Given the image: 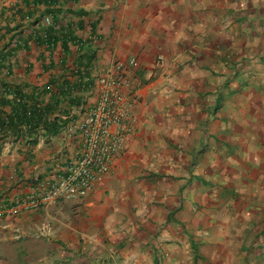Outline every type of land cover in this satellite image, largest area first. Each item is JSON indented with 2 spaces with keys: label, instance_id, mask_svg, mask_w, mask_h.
<instances>
[{
  "label": "crops",
  "instance_id": "1",
  "mask_svg": "<svg viewBox=\"0 0 264 264\" xmlns=\"http://www.w3.org/2000/svg\"><path fill=\"white\" fill-rule=\"evenodd\" d=\"M53 2L63 9L57 20L75 37L50 41L38 30L42 20H25L28 46L2 77L38 91L46 83L54 89L53 79L72 87L137 59L132 74L113 71L132 101L134 131L113 173L89 197L0 211V264H264V0ZM14 3L30 9L5 0L11 26L19 22ZM79 40L88 41V51ZM93 53L90 69L78 66ZM248 74L250 87L232 94L237 77ZM92 86L69 89L84 103L62 101L58 135L0 149V200L7 206L64 174L81 142L79 125L96 102ZM150 142L158 147H146ZM234 166L232 178L222 175ZM206 182L232 193L215 201L213 192H202ZM201 199L213 206L207 218Z\"/></svg>",
  "mask_w": 264,
  "mask_h": 264
},
{
  "label": "built area",
  "instance_id": "2",
  "mask_svg": "<svg viewBox=\"0 0 264 264\" xmlns=\"http://www.w3.org/2000/svg\"><path fill=\"white\" fill-rule=\"evenodd\" d=\"M45 22L51 24L52 17L48 15ZM163 63L164 56L159 55L157 65ZM137 67V59H132L128 63H117L115 70L128 75ZM115 70L95 77L90 90L96 95V102L79 125L81 142L66 164L64 174L56 179L40 181L27 192H21L14 206H7L0 200V211L6 209L9 214H18L58 201L87 198L96 182L113 173L118 159L126 151L128 136L133 132L136 121L132 101L123 91L120 77L113 73Z\"/></svg>",
  "mask_w": 264,
  "mask_h": 264
},
{
  "label": "trees",
  "instance_id": "3",
  "mask_svg": "<svg viewBox=\"0 0 264 264\" xmlns=\"http://www.w3.org/2000/svg\"><path fill=\"white\" fill-rule=\"evenodd\" d=\"M4 2L5 0H0V149L6 143L23 142L27 145H34L42 136L58 135L62 131V127L56 114H63L60 107L62 101L65 98L72 99L78 108L84 103L82 100L70 96L69 89L80 90L81 92L87 86L93 85L90 76L87 77V82L83 81L85 76H82L79 82L76 83L77 85L75 84L72 87L65 78L61 80L53 79L54 89H50L47 86L49 84L46 83V85L41 86L42 88H39L42 90L38 91L29 84H18L9 81L8 76L2 77L5 72L9 75L8 73L12 71L11 60L17 50L28 46L27 41L22 40L23 31L21 27L25 20L26 22H32L33 25L42 20V26H38V30L46 39L49 40L50 38V41L61 36H68L71 39L75 37L70 29L64 31V26L57 20V15L60 17L63 14V9L57 7L53 0H23L24 5L30 8L26 11L16 7L17 3H14L12 6L15 10L14 14L19 17V22H16L14 26L8 23V20L13 19H9L8 16V12H12V10L10 7L5 9ZM40 4L45 6L42 8L43 10L39 7ZM51 13L54 15L53 22L50 25L44 24V17ZM76 13L86 14L83 10L76 11ZM9 14L11 13L9 12ZM4 21L6 24H3ZM69 24L71 26V23ZM56 35L60 36L57 37ZM7 37H10V41L4 42ZM85 41L79 40L78 46L83 51H88V47H91V45L88 44V41ZM61 42L64 43V41ZM65 47L67 46L65 45ZM86 55L84 61L78 65L84 70L92 67L95 57L94 53L91 57L89 54ZM63 67L66 69L65 64Z\"/></svg>",
  "mask_w": 264,
  "mask_h": 264
},
{
  "label": "rangeland",
  "instance_id": "4",
  "mask_svg": "<svg viewBox=\"0 0 264 264\" xmlns=\"http://www.w3.org/2000/svg\"><path fill=\"white\" fill-rule=\"evenodd\" d=\"M254 76L251 74V75H239L238 77H237V80H236V83H237V88H234V91L233 92H231L232 94H234L235 92H236V90L238 89V88H240L241 87V92H243V90H244V88H249L250 87V85H248V81L250 80V79H252ZM240 81H243V83H242V86L240 85ZM216 109H217V107H216ZM227 123H228V125L229 126H232V124L230 123V122H228L227 121ZM231 124V125H230ZM226 131V130H225ZM233 130H231V132H232ZM227 133L229 132V131H226ZM151 147V146H153V147H158V145H152V142H150V143H148V145L146 146V147ZM151 150V149H150ZM232 154H235V155H237V152H235V150H231L230 151ZM236 166H234V167H232V172L230 171V172H225V173H223L222 175H228L229 176V179L230 178H232L233 177V175H234V173H233V169L235 168ZM145 170V169H144ZM141 173L143 174L144 172H143V170L141 171ZM250 181H253V182H255V180H252V179H250ZM222 188H223V192L224 193H226V192H229V193H232V190L231 189H229V187H226V184H223L222 185ZM207 191H210V192H213V194H212V197L214 196V197H217L216 199H215V201L216 200H218V198L219 197H221V196H225L226 194H224L223 192L221 193V191H220V194H219V192H217L218 190L216 189V184L214 185V183H211V182H206L205 184H204V187H203V191L202 192H207ZM216 204H217V202H216ZM197 206H198V208H199V210H200V212H201V214H203L204 215V217H206L207 218V216H210L211 214H212V212H211V209L213 208V206H211L210 205V202L208 201V202H205V200L204 199H201V201H200V203H197Z\"/></svg>",
  "mask_w": 264,
  "mask_h": 264
},
{
  "label": "clouds",
  "instance_id": "5",
  "mask_svg": "<svg viewBox=\"0 0 264 264\" xmlns=\"http://www.w3.org/2000/svg\"><path fill=\"white\" fill-rule=\"evenodd\" d=\"M48 15H50V16L52 17V22H53L54 15H53L52 13H51V14H48ZM48 15H47V16H48ZM62 15H63V14H62ZM47 16H46V17H47ZM46 17H44L43 22H44V24H46V25H50V24H47V23L45 22V18H46ZM160 55H161V54H160ZM158 56H159V55H158ZM131 60H132V59H131ZM131 60H130V61H131ZM134 70H135V69H132L130 72H132V71H134ZM130 74H132V73H129L128 75H130ZM125 76H126V75H125ZM125 76H124V78H125ZM95 77H96V76H93V77H92V80H95ZM91 88H92V87H91ZM91 88H90V89H91ZM133 131H134V130H133ZM131 133H132V132H131ZM128 137H129V136H128ZM66 201H67V200H66ZM14 205H15V204H13L12 206H14Z\"/></svg>",
  "mask_w": 264,
  "mask_h": 264
}]
</instances>
